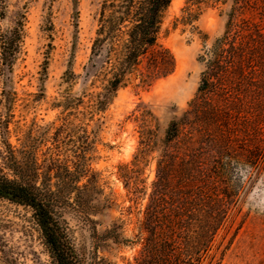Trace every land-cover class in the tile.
<instances>
[{"label": "rangeland", "instance_id": "rangeland-1", "mask_svg": "<svg viewBox=\"0 0 264 264\" xmlns=\"http://www.w3.org/2000/svg\"><path fill=\"white\" fill-rule=\"evenodd\" d=\"M100 1L5 0L0 30L23 23L21 52L9 80H0V92H13L10 104L0 103V114L10 116L9 142L17 149L29 142L40 160L56 140L65 151L86 130L92 141L88 164L101 190L98 201L105 205L91 217L99 233L113 224L120 233L118 241L107 239L98 247L102 264H129L139 256L135 234L158 177L165 179L167 201L158 210L169 213L176 207L173 200L189 189L179 183L182 157L198 153L207 172L211 155L224 148L231 156L234 202L200 264H264V159L255 168L247 162L249 151L264 152V0H245L236 8L242 54L223 74L220 87L202 91L205 67L199 57L223 35L232 0H206L190 24L179 20L185 0H171L157 42L173 55L174 70L147 83L135 79L97 111L94 95L103 81L85 77L84 67ZM172 120L179 134L167 143ZM165 154L174 162L164 167ZM205 179L198 185L205 187ZM64 217L76 249L89 258L94 245L88 228L69 207ZM0 235L20 264H49L26 207L0 199Z\"/></svg>", "mask_w": 264, "mask_h": 264}, {"label": "trees", "instance_id": "trees-1", "mask_svg": "<svg viewBox=\"0 0 264 264\" xmlns=\"http://www.w3.org/2000/svg\"><path fill=\"white\" fill-rule=\"evenodd\" d=\"M219 0H214L217 2ZM171 0H101L95 35L90 47V57L84 67L87 78L103 81L101 91L94 95V108L103 111L120 87L135 79L147 83L170 74L175 67L171 52L158 44V34L163 13ZM232 12L226 28L213 44L199 57L205 69L201 72L198 90L221 86L223 74L242 54L240 31L234 19L236 8L245 0H232ZM206 0H185L179 20L190 24L197 20ZM5 0H0V19L5 14ZM22 20L5 31L0 30V80H9L12 66L21 52L23 37ZM13 92L3 88L0 103L10 104ZM2 105V104H0ZM0 114V199L22 205L30 211V219L41 239L49 264H102L96 254L102 241L119 240L118 227L99 233L96 215L105 208L98 201L101 190L97 187L96 174L90 169L86 153L92 141L86 130L72 140L65 151L58 145L44 153L39 160L36 147L29 142L15 148L8 140L9 118ZM67 129V125H63ZM179 134L176 121L172 120L166 131L165 141L174 140ZM172 154H165L162 165L174 162ZM207 172H203L198 153L186 154L180 161V186H189L176 200L173 211L158 210L167 203L165 179L153 182L151 204L143 212L135 234L141 250L129 264H200L210 249L217 230L228 218L234 202L230 181V158L224 148L211 155ZM264 152L249 151L250 167H259ZM159 163V166H160ZM160 168V167H159ZM205 187L198 185L203 177ZM201 178V179H200ZM153 203V207L151 206ZM203 203V204H202ZM211 204V205H210ZM202 206L210 211L199 212ZM70 208L86 225L93 243L92 255L80 253L72 240L64 217ZM155 208V209H154ZM0 264H20L0 235Z\"/></svg>", "mask_w": 264, "mask_h": 264}]
</instances>
